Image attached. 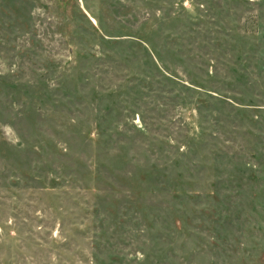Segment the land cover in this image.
Returning a JSON list of instances; mask_svg holds the SVG:
<instances>
[{
	"label": "rangeland",
	"instance_id": "rangeland-1",
	"mask_svg": "<svg viewBox=\"0 0 264 264\" xmlns=\"http://www.w3.org/2000/svg\"><path fill=\"white\" fill-rule=\"evenodd\" d=\"M0 264H264V0H0Z\"/></svg>",
	"mask_w": 264,
	"mask_h": 264
}]
</instances>
